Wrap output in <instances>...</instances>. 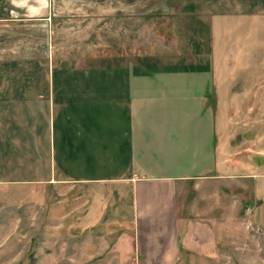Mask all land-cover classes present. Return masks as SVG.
<instances>
[{
  "label": "rangeland",
  "instance_id": "rangeland-1",
  "mask_svg": "<svg viewBox=\"0 0 264 264\" xmlns=\"http://www.w3.org/2000/svg\"><path fill=\"white\" fill-rule=\"evenodd\" d=\"M38 7V59L44 58V44L46 51L50 52L52 46L55 56L70 57L84 67H113L134 59L146 70V63L157 66L163 58L183 55L197 60L208 56L216 64L218 75L236 76L238 83L241 76H249V85L261 95L260 100L252 99L256 110L248 116L261 119L264 138V0H39ZM181 69L183 74H195L198 69L201 72L185 61ZM66 85L69 91V83ZM71 100L67 101L74 105L80 99ZM96 100L99 105L95 109H102V115L94 111L82 124L74 119L66 122L70 126L69 149L76 148L74 158L81 156L86 162L83 167L70 165L65 173H60L57 165L58 174L117 175L118 166L106 163L116 156L115 142L122 145L120 158L125 161L119 163L128 164L127 175L156 174L160 164H168L170 168L166 170L174 167L158 147H147L150 132H146V127L137 129L135 121L133 128L130 115L116 111L117 108L122 111V106ZM59 101L56 99L51 136L57 162L62 159L59 133L64 117L58 116ZM177 102L182 116L146 115V108H163L159 103L146 106L139 120L145 126L152 123L151 127H157L162 125L159 119L171 124L177 118L175 127L180 122L182 126L201 127L204 120L216 118L212 114L208 118V107L197 108L200 101L188 98ZM209 106L211 109L215 106L213 99L209 100ZM85 129L88 134L95 130V140L80 144V134ZM149 138L156 140L155 136ZM103 142V152L115 154L114 157L98 153ZM20 146L24 145L20 142ZM260 147L264 149V140ZM2 150L0 159H10ZM28 157L20 156L18 165L3 161L0 168L7 171L6 166H12V175L21 172L11 178H0V264H137L130 251L129 227L117 226L122 219L120 214L119 222L82 217L94 213L97 207L92 200L98 197L88 194L93 189L70 181L48 183L25 178ZM252 162L255 170L264 173V154L253 155ZM247 165L240 163L244 169ZM246 173L239 179L203 177L179 186L175 198L178 213L187 215L194 203L193 212L214 218L218 250L212 256L186 250L175 264H264V176L254 180L249 176L251 172ZM124 201L127 205V196ZM101 207H97L99 218Z\"/></svg>",
  "mask_w": 264,
  "mask_h": 264
},
{
  "label": "crops",
  "instance_id": "crops-1",
  "mask_svg": "<svg viewBox=\"0 0 264 264\" xmlns=\"http://www.w3.org/2000/svg\"><path fill=\"white\" fill-rule=\"evenodd\" d=\"M38 1L0 0V148L4 156L11 157H5L3 161L18 165L20 156L25 154L29 156L25 160L29 163L25 178L47 180L48 183L70 181L85 189H93L88 194L98 197L92 201L97 207L102 206L100 218L97 207L94 213L81 216L87 220L94 217L104 222L108 218L119 222L121 215L117 226L129 227L130 251L137 264H175L180 258V244L185 250L215 255L218 250L215 219L203 212H193L194 203L187 215L179 214L176 193L183 183L193 180L195 183L203 177L231 180L245 176L246 172H251L249 176L254 180L264 176L263 171L255 170L252 162L253 155L264 154L260 147L264 140L263 123L257 116H248L256 110L252 99L260 100L261 92L254 91L255 87L249 85V76H241L238 83L236 76L215 73L216 64L208 56L197 57L198 61L183 55L163 58L150 71L142 69L134 59L113 67H84L80 61L70 57L55 56L52 46L50 52L46 51L44 44V58L38 59ZM184 61L192 67L196 65L201 72L198 69L195 74H183L181 67ZM74 98L80 99L74 105L67 101L72 102ZM188 98L200 101L197 108L208 107V118L211 114L216 118L210 122L204 120L201 127L192 124L182 126V122L175 127L177 118L172 119L171 124L159 119L162 125L157 127H151L152 123L145 126L139 120L146 106L159 103L163 108H146V115L182 116L183 110L177 101ZM56 99L60 100L57 103L60 108L58 116H64H61L63 126L59 133L62 159L58 162L51 147ZM96 99L117 102L122 106V111L121 108L116 111L130 115L133 128L135 121L137 129L146 127V132H150L147 147H158L160 152L168 155L174 167L166 170L170 166L160 164L161 167L157 165L159 173L127 175L128 164L119 163L125 161L120 158L122 145L115 142L116 156L106 163L118 166L117 175L71 177L58 174L57 165L61 169L59 172L65 173L70 165L83 167L86 162L81 156L74 158L76 148L70 151V126L66 122L74 119L82 124L94 111L102 115V109H95L99 105ZM211 99L215 103L212 109L209 106ZM248 100L250 102H246ZM100 121L96 123L97 128ZM87 131L81 132L80 144L95 140V130L90 134ZM150 136H155L156 140ZM103 143L98 153L102 157L104 154L114 157L115 154L103 152ZM3 161L0 159V168ZM243 162L249 168H242L240 163ZM184 163L187 165L181 168ZM6 169H0V178L21 174L16 172L12 175V166H6ZM126 196L127 205L124 204Z\"/></svg>",
  "mask_w": 264,
  "mask_h": 264
},
{
  "label": "trees",
  "instance_id": "trees-1",
  "mask_svg": "<svg viewBox=\"0 0 264 264\" xmlns=\"http://www.w3.org/2000/svg\"><path fill=\"white\" fill-rule=\"evenodd\" d=\"M155 67H156L155 65H146V69H147L148 71L154 69ZM180 249H181V252L186 251L185 249H183V247H182L181 244H180Z\"/></svg>",
  "mask_w": 264,
  "mask_h": 264
},
{
  "label": "built area",
  "instance_id": "built-area-1",
  "mask_svg": "<svg viewBox=\"0 0 264 264\" xmlns=\"http://www.w3.org/2000/svg\"><path fill=\"white\" fill-rule=\"evenodd\" d=\"M248 224H250V222L248 221Z\"/></svg>",
  "mask_w": 264,
  "mask_h": 264
}]
</instances>
